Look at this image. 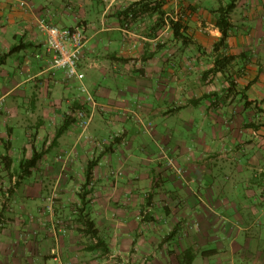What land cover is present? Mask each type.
Listing matches in <instances>:
<instances>
[{
    "label": "crops",
    "instance_id": "1",
    "mask_svg": "<svg viewBox=\"0 0 264 264\" xmlns=\"http://www.w3.org/2000/svg\"><path fill=\"white\" fill-rule=\"evenodd\" d=\"M19 1L0 0V264H111L114 257L118 264H162L174 256L181 264L183 233L174 218L167 219L178 211L183 224L201 223L195 234L201 231L202 243L197 249L186 246L191 264H202L201 255L203 264L209 259L264 264V122L253 123L254 110L264 116V0H236L222 46L217 23L233 0H25L34 5L30 12L20 10ZM37 15L61 28L86 29L80 70L98 105L86 107L93 116L86 131L71 114L82 108L80 83L68 81L62 71L38 74L51 56ZM172 20L180 21L187 39L174 36ZM173 54L199 64L209 61L207 70L222 73V90H232L231 95L215 106L209 100L219 96L214 74L171 73ZM226 59L233 60L218 72L216 63ZM227 73H242L240 85ZM204 99L216 145L206 146L198 165L190 154L191 164H185L193 167L185 173L205 162L210 169L218 159L220 171L237 178L228 195L217 183L206 197L190 182L175 183L168 168L159 169V180L174 181V189L161 188L156 195L155 171H140L119 154L126 134L116 138L117 147L102 142L110 124L175 117L186 106L201 107ZM222 125L227 130L220 135ZM184 146L169 150L183 160ZM66 153L69 158L60 160ZM35 155L37 164L28 166ZM159 200L167 213L158 218L161 224L173 221L165 235L148 222L141 228L144 219L155 221ZM88 221L97 236L88 232ZM258 224L259 234L251 235ZM214 244L218 248L208 249Z\"/></svg>",
    "mask_w": 264,
    "mask_h": 264
},
{
    "label": "rangeland",
    "instance_id": "2",
    "mask_svg": "<svg viewBox=\"0 0 264 264\" xmlns=\"http://www.w3.org/2000/svg\"><path fill=\"white\" fill-rule=\"evenodd\" d=\"M183 39V38H182ZM174 45V44H173ZM192 59V58H191ZM191 59L188 61H184L183 59H179V57L175 56L173 54L170 63L171 67V73H186L187 70L192 73H209L211 76L214 74L215 80L217 83L214 82V87L218 89V97H214L213 99H209L211 101H215V106H219L224 100H226L232 93V90L229 91H224L222 90L223 87V79L224 77L221 74L217 75L216 71L211 72L208 71L207 69L209 68V65L211 64L209 61L203 62V63H197L193 62ZM143 65H140V67ZM144 67V66H143ZM237 69V65L235 66ZM142 69V68H141ZM144 69V68H143ZM206 69V70H205ZM145 70V69H144ZM8 71H13L10 68H8ZM146 71V70H145ZM237 71V70H236ZM235 71V72H236ZM242 73H227V76H230V81L236 79L237 82L231 83L238 86L240 85L241 81H239V76ZM12 76H14V73H12ZM226 76V77H227ZM235 76L237 78H235ZM23 80L25 78L23 77ZM237 83V84H236ZM211 85V84H209ZM234 87V86H233ZM21 91H26L25 87L22 88ZM237 97V96H236ZM242 96L240 95V98ZM207 99H204V101L201 104V107H184L183 110H181L175 117L167 118V119H151V120H142L138 121L133 119L132 121H126L122 125H109L107 128V135H105V139H102L101 141L104 143L108 142H113L114 146L117 147L118 143L115 142L116 138L117 139H122L123 135L126 134V139H127V145L123 144L122 147H119V154H122L123 159H128V164L132 166H136L138 170L143 171L144 169H150L152 171H155L154 174H152V178H156V184L153 186L156 188V195H161L163 193V190L161 188H164V190H172L174 189L173 183L171 184L170 181L165 178V176H162L161 180H159V169L164 168V169H170L169 175L170 177H173L176 182L175 183H182L187 184L190 182V186L193 189H196L197 191H200L202 194H204L206 197V193L208 189H211V187L214 184H222V187L225 189L224 191L227 193L233 188L236 179L235 176H231L229 173H223L222 170L220 171L219 167L216 166L217 160L218 159H212L213 165L210 166L209 168H206V162L205 165L204 163H201L202 165L200 169H196L195 173L200 170L198 175H196L194 172H188L189 174L185 173V171H189L190 168L188 167L189 165L185 164L188 162V164H191L190 161L193 158H190V154L194 155L195 157V163L193 165H198L200 163V160L202 156H204L203 152L206 150V146H212L215 147L216 144H212L211 138L214 136V127L212 126V118L208 117L209 116V111L210 109L207 110L208 104L206 103ZM170 110V106L167 105L165 110ZM169 112V111H167ZM255 116H257L255 119H253L255 122L253 123H259L264 122V116H261V111L259 110H254ZM107 120L109 122H112L113 119L111 116H108L107 114ZM250 125V124H249ZM227 130L226 127L219 126V129L217 130L219 134L221 135L223 131ZM154 135V136H152ZM155 137V139H154ZM211 137V138H210ZM171 143V144H170ZM102 144V143H101ZM99 144V145H101ZM179 144H185V149L184 150L188 153H186V157L183 158V160H179L178 157L176 158L171 152L170 148L173 147V145H176L178 147ZM229 143H226V146ZM201 147V148H200ZM183 150V148H182ZM183 151V153H184ZM207 154V153H206ZM64 156V155H63ZM209 156V155H208ZM212 156V155H211ZM192 157V156H191ZM69 158L68 153L65 154V157L63 160H66ZM163 158V159H162ZM211 161V162H212ZM172 162V164H170ZM162 165V167H161ZM208 165V164H207ZM210 165V164H209ZM143 169V170H142ZM202 169V170H201ZM161 173V172H160ZM156 174V175H155ZM167 174V173H166ZM196 176V180H193V176ZM120 176V175H119ZM119 178V177H118ZM121 178H126L125 176H121ZM217 193L216 191H214ZM227 197V196H226ZM232 193H231V198H232ZM228 198V197H227ZM230 200H234L231 199ZM217 198L216 200H218ZM162 200H159L161 202ZM165 205L164 203L160 207L158 206L156 208L158 214L154 217L155 221H148L147 219H144L141 221V228L145 225L142 226L144 222H148L151 229H157L162 233V235L166 234V231L171 229V225H173V221L175 222V227L178 231L180 232L181 235L183 233V245L179 248L180 252L183 251V253L180 255L179 258H181V264L182 263H187L185 261V253H186V246L190 243L191 245L193 244V247L196 249L199 247V244L202 243V238L200 236L201 231L198 232L201 228V223L194 222L193 219L190 221L181 222L183 220V214L182 211H178L173 217H169L168 215V220L170 218H174V220L171 222L166 221L164 224H161V221L159 220L160 218H166V211H165ZM180 206L176 207L175 209H179ZM183 210V209H182ZM145 217V216H144ZM160 217V218H159ZM159 218V219H158ZM170 223V224H169ZM183 225L185 227H183ZM182 229L183 231L179 230ZM220 228V227H219ZM262 229V226L258 224V226H255V229L251 231V235H256L259 234V230ZM196 230H198V234L196 233ZM194 233V234H193ZM222 239V243L227 242V237L220 231H217ZM168 235L166 236V238ZM181 236H177L174 240V242L179 243ZM252 238V236L250 237ZM244 241V239L240 240L239 242ZM255 243V242H254ZM22 244H24L22 242ZM251 244V243H250ZM202 247V246H200ZM20 248V244L17 246V250ZM23 248V246H22ZM218 248L217 244L214 245H209L208 249H215ZM21 249V248H20ZM23 250V249H22ZM185 250V251H184ZM16 256V254H15ZM198 256V255H197ZM25 257H31L30 255L26 254ZM159 257H161L159 255ZM171 257V255H169ZM20 258V257H19ZM183 258V259H182ZM211 258V257H210ZM180 260V259H179ZM200 262L203 264L204 260L202 255L199 257ZM210 264H217L216 260L214 259H209ZM151 263H145V264H159L158 261L155 260L150 261ZM119 262L116 261V258L114 257L112 259L111 264H118ZM180 264V261L177 260V256H174L173 259L171 258L166 259V261L162 262V264ZM131 264V262H130Z\"/></svg>",
    "mask_w": 264,
    "mask_h": 264
},
{
    "label": "built area",
    "instance_id": "3",
    "mask_svg": "<svg viewBox=\"0 0 264 264\" xmlns=\"http://www.w3.org/2000/svg\"><path fill=\"white\" fill-rule=\"evenodd\" d=\"M18 8L26 12L34 11V5L25 0L18 2ZM36 23L39 31L47 38L48 52L51 56L47 66L40 70L38 74L43 75L47 72L54 74L57 71H62L68 81H78L80 83L79 91L83 95L82 108L71 114L77 120L78 126L86 131L93 120V116L86 107L91 106L94 110L98 107L95 96L84 83L86 76L80 70V64L88 42L86 29L84 26L61 28L40 15H37ZM59 158L62 160L64 156L62 155Z\"/></svg>",
    "mask_w": 264,
    "mask_h": 264
},
{
    "label": "trees",
    "instance_id": "4",
    "mask_svg": "<svg viewBox=\"0 0 264 264\" xmlns=\"http://www.w3.org/2000/svg\"><path fill=\"white\" fill-rule=\"evenodd\" d=\"M235 2H236V0H233L232 3L226 9L223 10V13L219 17L217 27L220 29V31L222 33V38H221L218 46L224 45L228 36H229V31L231 30V25L229 23V15L235 8ZM172 29H173V34L176 38L181 37L183 39H187L186 35L184 34L183 25L180 23V21L175 22L174 20H172ZM18 51H19V47L12 50L9 54L4 56L2 58L1 62H5L8 57L17 53ZM232 60L233 59H226L225 61H218L216 63V70L218 72H223L224 69L226 68V66L229 63L231 64ZM65 130H66V127H65ZM39 159H40V156L35 155L33 157V159L27 163V165L28 166H35ZM95 164H96L95 162L91 163V167H93ZM90 175L91 174H89L87 176L88 180L90 179ZM86 227L88 228L89 233H92L94 236L98 235V230L96 229L94 222H92V221L86 222ZM185 260L187 261V263H183V264H191L193 262V255H192L191 251H188L187 253H185Z\"/></svg>",
    "mask_w": 264,
    "mask_h": 264
}]
</instances>
